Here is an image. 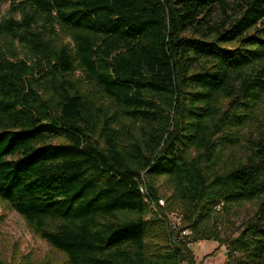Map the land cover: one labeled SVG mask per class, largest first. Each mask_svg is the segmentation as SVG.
Here are the masks:
<instances>
[{
    "label": "trees",
    "instance_id": "16d2710c",
    "mask_svg": "<svg viewBox=\"0 0 264 264\" xmlns=\"http://www.w3.org/2000/svg\"><path fill=\"white\" fill-rule=\"evenodd\" d=\"M2 1L0 201L61 264H264V0Z\"/></svg>",
    "mask_w": 264,
    "mask_h": 264
},
{
    "label": "rangeland",
    "instance_id": "374dc122",
    "mask_svg": "<svg viewBox=\"0 0 264 264\" xmlns=\"http://www.w3.org/2000/svg\"><path fill=\"white\" fill-rule=\"evenodd\" d=\"M10 2L2 1L1 11L8 15ZM264 110V104H263ZM166 185V180H161ZM165 190L163 189V192ZM255 206L246 204L236 209L226 235H236L242 223L253 214ZM201 264H227V245L207 240L191 244ZM0 258L12 264H61L64 256L46 241L39 238L17 211L0 201Z\"/></svg>",
    "mask_w": 264,
    "mask_h": 264
},
{
    "label": "built area",
    "instance_id": "2783aa9c",
    "mask_svg": "<svg viewBox=\"0 0 264 264\" xmlns=\"http://www.w3.org/2000/svg\"><path fill=\"white\" fill-rule=\"evenodd\" d=\"M141 189L142 190H145V188L144 187H141ZM159 205L160 206H162V207H164L165 206V199L164 198H160V199H158V203H156V202H152V207H153V209L155 210V211H158V207H159ZM166 217H167V221H168V223L172 226V227H177L179 224H180V221H181V215L179 214V213H177V212H172V213H168L167 215H166ZM190 233V231L189 230H183L182 231V234L183 235H188ZM199 242H201V241H199Z\"/></svg>",
    "mask_w": 264,
    "mask_h": 264
}]
</instances>
